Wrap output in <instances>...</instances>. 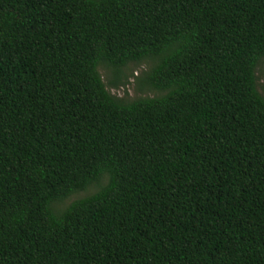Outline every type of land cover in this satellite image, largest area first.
I'll list each match as a JSON object with an SVG mask.
<instances>
[{
    "label": "trees",
    "instance_id": "1",
    "mask_svg": "<svg viewBox=\"0 0 264 264\" xmlns=\"http://www.w3.org/2000/svg\"><path fill=\"white\" fill-rule=\"evenodd\" d=\"M263 61L264 0H0V264H264Z\"/></svg>",
    "mask_w": 264,
    "mask_h": 264
},
{
    "label": "rangeland",
    "instance_id": "2",
    "mask_svg": "<svg viewBox=\"0 0 264 264\" xmlns=\"http://www.w3.org/2000/svg\"><path fill=\"white\" fill-rule=\"evenodd\" d=\"M150 67L149 62L143 63H131L124 68L122 74V80L118 87L111 85V81L114 78L112 71L106 66L101 65L99 67L100 73L112 93L126 100H132L139 97L145 96H156L161 95L162 91L154 90L149 87H142L139 83V76L143 75ZM258 76V88L264 94V61L259 65L257 69ZM107 181V177L102 180V183ZM97 185L90 186L87 190L77 192L69 196L63 202L54 204L57 211L63 210L72 201L90 195L97 190Z\"/></svg>",
    "mask_w": 264,
    "mask_h": 264
}]
</instances>
